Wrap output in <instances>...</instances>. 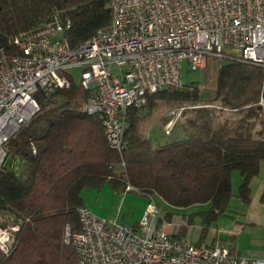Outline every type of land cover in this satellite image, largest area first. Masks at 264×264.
<instances>
[{
    "label": "trees",
    "instance_id": "1",
    "mask_svg": "<svg viewBox=\"0 0 264 264\" xmlns=\"http://www.w3.org/2000/svg\"><path fill=\"white\" fill-rule=\"evenodd\" d=\"M109 1L0 0V46L59 22L76 47L109 22ZM69 80L67 87L40 97L39 111L6 142L0 214L13 216L19 229L0 264H77L74 248L64 241L66 228L80 230L82 189L105 181L174 207L208 204L203 212L208 222L229 210L233 196L250 203L251 180L264 163V66L226 60L209 99L201 98L199 86L183 84L147 94L145 106L124 113L121 152L109 146L99 116L82 110L91 91ZM159 101L169 110L184 107V121L178 119L170 133L163 131L164 139L152 142L139 127ZM234 171L241 175L236 193Z\"/></svg>",
    "mask_w": 264,
    "mask_h": 264
},
{
    "label": "built area",
    "instance_id": "2",
    "mask_svg": "<svg viewBox=\"0 0 264 264\" xmlns=\"http://www.w3.org/2000/svg\"><path fill=\"white\" fill-rule=\"evenodd\" d=\"M109 7V22L76 47L59 22L0 46V170L8 139L39 111L40 97L69 85L73 69H82L79 83L92 93L82 110L99 116L109 146L121 152L126 110L145 106L147 94L161 88L182 86L185 60L193 71L208 56L264 66V0H110ZM184 111L166 113V134ZM77 212L80 230L67 227L64 236L77 264H264L220 239L203 245L167 233L150 195L134 225L109 222L86 206ZM18 229L13 216L0 214V255L12 251Z\"/></svg>",
    "mask_w": 264,
    "mask_h": 264
},
{
    "label": "rangeland",
    "instance_id": "3",
    "mask_svg": "<svg viewBox=\"0 0 264 264\" xmlns=\"http://www.w3.org/2000/svg\"><path fill=\"white\" fill-rule=\"evenodd\" d=\"M229 55H237L236 51L227 49ZM228 59H215L208 56L206 66L199 70H190L187 61L183 62L182 84L199 86L201 98L209 99L215 94V82L217 69ZM82 69L71 70L74 80L80 82ZM113 73L118 69L112 66ZM169 107L165 102L159 101L156 110L140 123V131L148 136L152 142L165 138L163 131L166 127V113ZM192 114V106L188 107L185 117ZM182 118L179 119L181 121ZM166 121V123H165ZM184 121V119H182ZM167 139V138H166ZM118 172L120 168L116 167ZM239 172L232 173V189L236 193L240 183ZM253 191L256 184L264 181V163H261L259 173L254 177ZM83 204L96 216L115 222L116 224H136L142 217L145 198L132 188L121 190L114 188L108 181L99 187H84L81 191ZM154 200L161 210L163 220L159 222L160 227L167 233L176 234L188 238L191 242H198L204 230L203 242L208 243L213 237L220 240L234 243L240 253L248 258H256L258 251L264 250V242L254 231L253 224H246L239 215L241 202L232 197L229 203V210L219 215L215 220L208 222L204 211L208 210V204H196L189 207H174L166 204L161 198L154 196ZM205 227V229H204ZM235 253V252H234Z\"/></svg>",
    "mask_w": 264,
    "mask_h": 264
},
{
    "label": "crops",
    "instance_id": "4",
    "mask_svg": "<svg viewBox=\"0 0 264 264\" xmlns=\"http://www.w3.org/2000/svg\"><path fill=\"white\" fill-rule=\"evenodd\" d=\"M253 180L254 178L251 180V201L247 205L241 203L238 213L245 220L246 224H253V228H255L254 231L261 237V241L264 242V202H261L260 200L262 190H264V181H260L258 184H256V190L253 191V184H255V181ZM146 202L147 198H145L144 203L146 204ZM203 238L204 234L202 232L199 241L195 242V244L199 243L203 245H211L215 239H218L213 237L208 243H206L203 242ZM230 245L233 252L244 256V254L239 252L238 247H236L233 242L230 243ZM256 253V258L264 259V250L258 251Z\"/></svg>",
    "mask_w": 264,
    "mask_h": 264
}]
</instances>
